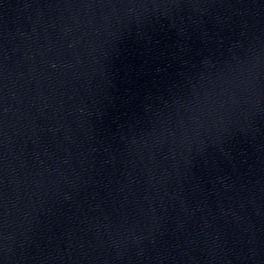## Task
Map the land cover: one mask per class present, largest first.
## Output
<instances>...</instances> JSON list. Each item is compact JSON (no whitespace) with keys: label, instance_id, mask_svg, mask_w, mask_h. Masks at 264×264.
<instances>
[{"label":"water","instance_id":"1","mask_svg":"<svg viewBox=\"0 0 264 264\" xmlns=\"http://www.w3.org/2000/svg\"><path fill=\"white\" fill-rule=\"evenodd\" d=\"M0 264H264V0H0Z\"/></svg>","mask_w":264,"mask_h":264}]
</instances>
